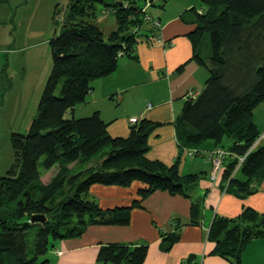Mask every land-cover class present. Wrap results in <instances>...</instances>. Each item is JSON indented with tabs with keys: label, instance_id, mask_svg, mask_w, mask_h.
Returning a JSON list of instances; mask_svg holds the SVG:
<instances>
[{
	"label": "trees",
	"instance_id": "1",
	"mask_svg": "<svg viewBox=\"0 0 264 264\" xmlns=\"http://www.w3.org/2000/svg\"><path fill=\"white\" fill-rule=\"evenodd\" d=\"M100 2L114 8L117 26L109 33L95 22ZM201 3V11L189 10L197 24L190 36L194 56L209 76L202 91L187 96L175 120L177 141L180 153L191 148L192 155L203 154L192 146L207 139L225 148L224 190L245 197L264 175V145L258 144L260 131L253 119L255 108L264 102V0ZM144 5L137 0L68 4L60 32L49 41L52 68L38 111L26 134H12L15 161L0 177V264H5V254L13 256L15 264H40L39 257L54 247L55 239L80 235L91 223H128L130 207L102 208L89 195L94 183L130 186L140 181L141 199L133 203L140 206L158 189L188 197L186 186L199 179L198 174L181 175L180 154L171 165L148 156L157 122L143 118L132 124L127 136H112L98 111L84 117L65 115L86 100L96 79L112 74L122 58L137 57L136 45L160 29L146 18ZM55 165L58 171L44 183L42 172ZM35 214L46 218L33 221ZM201 215V204L193 202L188 223L176 222L177 229L161 233V245L169 248L179 239L180 227L199 224ZM31 227L36 229L34 255L29 257ZM260 237L264 212L251 206L235 217L216 215L208 234L215 243L212 252L234 264H241L246 244ZM148 251L147 243L107 244L101 246L99 258L105 264H144Z\"/></svg>",
	"mask_w": 264,
	"mask_h": 264
},
{
	"label": "crops",
	"instance_id": "2",
	"mask_svg": "<svg viewBox=\"0 0 264 264\" xmlns=\"http://www.w3.org/2000/svg\"><path fill=\"white\" fill-rule=\"evenodd\" d=\"M153 2L156 3L148 9V13L160 21V29L144 36L136 45L137 57L122 58L112 74L95 80L91 98L79 107L81 116L76 117L89 116L98 111L108 123L107 129L112 136H127L134 124L129 119L134 116L138 117V122L147 118L159 123L149 136L148 156L171 165L180 154L181 175L198 174L199 179L186 186L188 197L158 189L145 197L140 206H133L141 199L138 191L143 184L140 181L130 186L92 184L89 195L102 208L130 207V221L125 224L91 223L80 235L55 239L54 247L45 256L39 257L40 264H105L99 258L101 246L121 243L149 244L144 264H234L212 252L215 243L209 240L208 234L214 217H235L244 206L264 212V175L253 182L255 191L241 197L235 191L224 190V169L219 171L218 180L212 178L210 151L220 147L214 140L207 139L198 146H192L202 151L200 156H204L205 160H197L195 156L199 155L196 154L191 159L186 157L191 148L180 153L175 120L182 112L188 94L202 91L209 76L207 68L194 56L190 36L197 24L190 18L189 10L196 7L201 11L203 5L201 0ZM116 95L125 104L119 124V116L110 114V103ZM149 104L151 107H148ZM254 117L260 131L258 144L264 145V115L259 116L260 120ZM57 171L56 165L44 170L42 181H51ZM193 202L202 206L200 223L183 225L175 243L169 248L161 245V233L177 229L176 222L188 223ZM57 250L61 253L57 254ZM241 264H264V237L252 239L246 244L241 253Z\"/></svg>",
	"mask_w": 264,
	"mask_h": 264
},
{
	"label": "rangeland",
	"instance_id": "3",
	"mask_svg": "<svg viewBox=\"0 0 264 264\" xmlns=\"http://www.w3.org/2000/svg\"><path fill=\"white\" fill-rule=\"evenodd\" d=\"M70 1L0 0V177L15 161L12 134H26L38 111L40 97L52 68L49 41L56 32H60ZM105 1L112 4L117 0ZM137 1L145 4V0ZM153 5L147 6V11ZM98 9L95 22L105 33H109L116 26L114 8L100 2ZM90 92L86 100L91 98ZM57 93L60 94V85ZM83 103H79L75 110H67L65 115L81 116L79 107H83ZM110 104V114L119 116V124L125 104L119 100V95ZM260 115H264V102L254 110V118L260 120ZM186 157L191 156L188 154ZM195 157L205 160L202 155ZM56 213L57 208L54 210ZM35 229L31 227L27 236L29 257L34 255ZM5 264H15L13 256L5 254Z\"/></svg>",
	"mask_w": 264,
	"mask_h": 264
},
{
	"label": "built area",
	"instance_id": "4",
	"mask_svg": "<svg viewBox=\"0 0 264 264\" xmlns=\"http://www.w3.org/2000/svg\"><path fill=\"white\" fill-rule=\"evenodd\" d=\"M152 3H153V0H146L145 1V5H144V10H146V7L147 6L152 5ZM146 18L153 19L154 20V23L156 25H158L159 27H161L160 21L158 19L153 18L151 14H147ZM196 95H197L196 92H192V93H189L188 94V96H192V97H194ZM148 107H151V104H149ZM138 120L139 119L136 116L131 117L129 119L130 123H137ZM228 153L229 152L225 148H223V147H218L215 150H213V152L210 153L209 157L211 158V160L213 162V170H212V178L213 179L218 180L219 171L222 170V169H224L223 158ZM189 154L192 155L193 152L190 151ZM244 156L245 155L239 156L240 162L244 159ZM60 253H61V251L57 250V254H60Z\"/></svg>",
	"mask_w": 264,
	"mask_h": 264
},
{
	"label": "water",
	"instance_id": "5",
	"mask_svg": "<svg viewBox=\"0 0 264 264\" xmlns=\"http://www.w3.org/2000/svg\"><path fill=\"white\" fill-rule=\"evenodd\" d=\"M119 2L121 3L122 1ZM45 218L46 216L44 214H35L32 217L33 221H43Z\"/></svg>",
	"mask_w": 264,
	"mask_h": 264
},
{
	"label": "bare ground",
	"instance_id": "6",
	"mask_svg": "<svg viewBox=\"0 0 264 264\" xmlns=\"http://www.w3.org/2000/svg\"><path fill=\"white\" fill-rule=\"evenodd\" d=\"M210 152H213V151H210Z\"/></svg>",
	"mask_w": 264,
	"mask_h": 264
}]
</instances>
